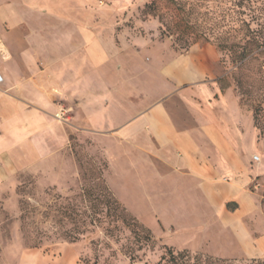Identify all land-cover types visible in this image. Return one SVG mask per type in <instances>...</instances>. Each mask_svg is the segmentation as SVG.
Here are the masks:
<instances>
[{"label": "crops", "instance_id": "0c3cea01", "mask_svg": "<svg viewBox=\"0 0 264 264\" xmlns=\"http://www.w3.org/2000/svg\"><path fill=\"white\" fill-rule=\"evenodd\" d=\"M28 6L0 0V183L40 165L65 129L82 123L99 141L107 186L130 214L151 228L149 221L165 226L162 213L173 216L168 229L227 239L217 234L228 230L227 204L237 215L256 207L247 190L255 169L239 153L256 131L232 91L220 88L213 49L172 56L155 48L157 62L141 70L96 32L45 27ZM59 99L69 109L65 124L55 120ZM142 183L151 191L140 192ZM163 196L171 199L159 203ZM205 214L208 223H197ZM62 246L68 255L70 245ZM256 250L264 251V240Z\"/></svg>", "mask_w": 264, "mask_h": 264}, {"label": "rangeland", "instance_id": "374dc122", "mask_svg": "<svg viewBox=\"0 0 264 264\" xmlns=\"http://www.w3.org/2000/svg\"><path fill=\"white\" fill-rule=\"evenodd\" d=\"M25 1L44 15L45 27L58 23L59 29L96 32L104 46L131 54L141 70L157 62L155 48H168L172 56L195 46L213 49L220 88L232 91L256 131L239 150L255 169L247 190L256 207L237 215L234 203L227 204L228 230L217 231L227 239L190 236L188 229L178 233L168 229L162 213L158 216L166 221L164 227L149 221L150 228L129 212L123 222L104 198L105 188L115 196L103 176L106 160L99 141L85 136L80 123L75 132L65 129L60 148L51 149L40 165L27 166L0 183V264H170L168 249L229 264L262 259L264 251L256 248L264 240V0ZM55 104L57 113L61 105L68 108L61 99ZM57 113L55 120L67 123L68 112L66 122ZM143 185H138L140 192ZM162 186L157 183L155 190ZM155 208L162 210L158 204ZM240 217L244 229L238 227ZM208 221L205 214L197 223ZM244 239L250 248L242 244Z\"/></svg>", "mask_w": 264, "mask_h": 264}, {"label": "trees", "instance_id": "16d2710c", "mask_svg": "<svg viewBox=\"0 0 264 264\" xmlns=\"http://www.w3.org/2000/svg\"><path fill=\"white\" fill-rule=\"evenodd\" d=\"M253 41H257V38H252ZM104 198L106 199V203L110 204L111 209L114 211V213H117L118 215L122 216V220L124 222V218L127 215L126 208L113 196H111L109 190L105 188V194ZM132 221L135 222V219L131 218ZM133 224V223H132ZM148 236V235H147ZM77 237H73V241H75ZM168 262L170 264H229L227 260L224 259H218V258H211L209 256L200 255V254H189L186 251H180V252H172L170 249H168ZM164 259V257H162ZM249 264H264V257L262 259H251L249 261Z\"/></svg>", "mask_w": 264, "mask_h": 264}, {"label": "built area", "instance_id": "2783aa9c", "mask_svg": "<svg viewBox=\"0 0 264 264\" xmlns=\"http://www.w3.org/2000/svg\"><path fill=\"white\" fill-rule=\"evenodd\" d=\"M2 57L3 58H6V55L4 54V53H2ZM2 81H3V79H2V76H1V74H0V83H2ZM69 111V109L68 108H66V107H64V106H60L59 108H58V113H57V119L59 120V121H62V122H66L67 121V116H66V113ZM253 160H255V161H259V157L258 156H256V155H254L253 156Z\"/></svg>", "mask_w": 264, "mask_h": 264}]
</instances>
